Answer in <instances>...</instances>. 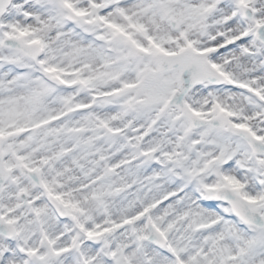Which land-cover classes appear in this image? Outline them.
<instances>
[{
    "label": "snow or ice",
    "instance_id": "6c2138e0",
    "mask_svg": "<svg viewBox=\"0 0 264 264\" xmlns=\"http://www.w3.org/2000/svg\"><path fill=\"white\" fill-rule=\"evenodd\" d=\"M0 264H264V0H0Z\"/></svg>",
    "mask_w": 264,
    "mask_h": 264
}]
</instances>
